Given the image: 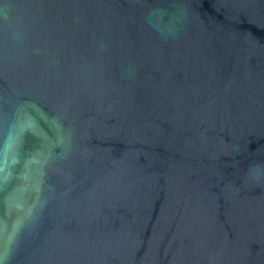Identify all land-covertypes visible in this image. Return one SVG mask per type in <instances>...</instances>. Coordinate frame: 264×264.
Returning a JSON list of instances; mask_svg holds the SVG:
<instances>
[{
    "label": "water",
    "instance_id": "obj_1",
    "mask_svg": "<svg viewBox=\"0 0 264 264\" xmlns=\"http://www.w3.org/2000/svg\"><path fill=\"white\" fill-rule=\"evenodd\" d=\"M0 264H264V0H0Z\"/></svg>",
    "mask_w": 264,
    "mask_h": 264
}]
</instances>
